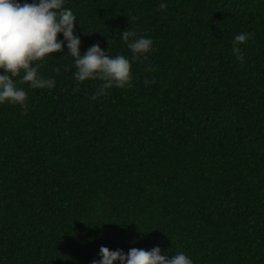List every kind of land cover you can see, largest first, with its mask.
<instances>
[{"label": "trees", "instance_id": "1", "mask_svg": "<svg viewBox=\"0 0 264 264\" xmlns=\"http://www.w3.org/2000/svg\"><path fill=\"white\" fill-rule=\"evenodd\" d=\"M158 3L64 5L81 53L152 38L131 87L93 99L100 80L76 82L63 46L38 62L52 88L13 78L27 110L0 103V264H90L102 244L264 264V0Z\"/></svg>", "mask_w": 264, "mask_h": 264}, {"label": "clouds", "instance_id": "2", "mask_svg": "<svg viewBox=\"0 0 264 264\" xmlns=\"http://www.w3.org/2000/svg\"><path fill=\"white\" fill-rule=\"evenodd\" d=\"M65 2L0 0V103L19 104L22 110H27V92L18 86L14 77L27 82L29 88H52L54 79L41 75L38 62L46 59L48 54L61 50L62 46L67 49L65 54L73 57L72 77L76 82L90 78L100 80L92 93L93 99L106 95L107 89L112 86L131 87V61L138 57L147 58V53L153 49L152 38L136 35L125 28L121 30L120 37L131 51V57L122 53L109 55L98 42L81 53L80 37L74 29L76 17L71 8L64 6ZM158 7H166L164 0H159ZM251 35V32L245 31L234 35L232 51L236 59H244L239 44ZM153 68L146 65L149 71ZM144 83L150 84L151 80L145 79ZM97 255L99 258L92 259L90 264H195L185 251L177 250L169 256L167 252H161L159 245L148 249L129 247L125 252L121 248L110 249L102 244Z\"/></svg>", "mask_w": 264, "mask_h": 264}]
</instances>
